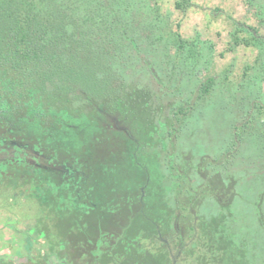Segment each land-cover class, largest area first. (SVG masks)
Returning a JSON list of instances; mask_svg holds the SVG:
<instances>
[{
  "label": "trees",
  "instance_id": "16d2710c",
  "mask_svg": "<svg viewBox=\"0 0 264 264\" xmlns=\"http://www.w3.org/2000/svg\"><path fill=\"white\" fill-rule=\"evenodd\" d=\"M170 22L148 0H0V190L38 199L35 233L63 236V258L109 261L116 245L130 241L147 188L164 182V165H148L139 153L158 149L166 127L159 112L141 107L145 95L153 106L160 99L143 81L151 70L143 55L166 38ZM171 31L174 54L197 58L192 43ZM253 36L235 43L253 45ZM213 85L207 76L195 103L174 108L165 138L175 134L174 118L192 114Z\"/></svg>",
  "mask_w": 264,
  "mask_h": 264
},
{
  "label": "rangeland",
  "instance_id": "374dc122",
  "mask_svg": "<svg viewBox=\"0 0 264 264\" xmlns=\"http://www.w3.org/2000/svg\"><path fill=\"white\" fill-rule=\"evenodd\" d=\"M148 3L153 14L169 17L172 34L179 32L199 55L174 54L165 26L166 38L143 55L151 70L142 79L160 99L153 106L145 95L142 111L159 112L167 127L174 108L191 106L199 83L214 78L194 112L181 116V123L174 118L172 139L163 136V126L159 143L153 142L158 149L139 153L148 165H164L162 187L147 188L130 241L116 245L104 262L87 253L63 258V236L35 233L38 199L1 189L0 264H123L131 251L128 264H264V0ZM253 34V45L235 43V37ZM143 122L149 130L147 114ZM133 126L136 133L141 129ZM154 133H148L151 140Z\"/></svg>",
  "mask_w": 264,
  "mask_h": 264
}]
</instances>
